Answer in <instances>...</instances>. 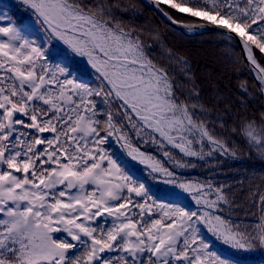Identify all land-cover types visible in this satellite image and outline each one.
Instances as JSON below:
<instances>
[{
    "label": "snow or ice",
    "instance_id": "obj_1",
    "mask_svg": "<svg viewBox=\"0 0 264 264\" xmlns=\"http://www.w3.org/2000/svg\"><path fill=\"white\" fill-rule=\"evenodd\" d=\"M148 2L186 34L207 31L229 53L239 48L232 64L246 60L264 96V0ZM16 3L31 23L0 5V264H237L215 243L264 251V174L246 176L247 191L238 181L239 192L181 178L198 162L249 153L264 162V111L259 123L229 128L223 117L233 101L223 98L221 108L215 92L206 102L189 58L126 18L136 11L128 0ZM204 73L212 86L213 69ZM237 87L246 107L248 81ZM131 161L146 176L134 175ZM149 181L171 188L176 201H162Z\"/></svg>",
    "mask_w": 264,
    "mask_h": 264
},
{
    "label": "trees",
    "instance_id": "obj_2",
    "mask_svg": "<svg viewBox=\"0 0 264 264\" xmlns=\"http://www.w3.org/2000/svg\"><path fill=\"white\" fill-rule=\"evenodd\" d=\"M130 3L136 5L135 13H125L126 18H131L138 27H143L146 31L158 30L163 43L171 48L175 53L185 55L192 63L193 70L196 73L198 82L202 83V95L206 102L214 104L213 93L219 92L222 99L219 102V107H224L223 98H230L233 103L231 105L233 111L229 116L223 117L227 122L229 128L237 126L243 122L246 118H256L259 123L258 117L260 112L264 111V96L255 92V88L259 85L252 77L247 65L244 61L237 65L232 64V59L240 55L239 48L236 53H229L223 42L219 37L205 33L203 35H187L180 31H177L170 26L166 25L152 10L144 5L139 0H128ZM0 5L12 16L14 21L23 22L26 26L31 23V18L28 12L20 5L16 3V0H0ZM166 7V6H162ZM29 32L33 35L40 36L39 32ZM154 43L155 51L163 55V51L158 44ZM57 50H60V46L57 45ZM163 62V61H161ZM209 66L214 71V84L209 86L204 84L205 66ZM77 70H79L82 78L90 80L91 73L88 66L82 61H77L75 64ZM247 80L249 89L253 95L246 98V107L240 105V100L237 99L241 95L237 85L240 81ZM218 133H222L223 129L217 128ZM227 135V133H225ZM231 139L243 148V140L241 136L232 133ZM118 146L113 145V148ZM143 150L154 154L159 159L163 160L162 153L153 146H143ZM251 158L245 156L244 159L239 161L220 159V163L205 165L203 162H198L197 167L191 171H183V179H205L210 178L216 183H228L232 184L237 192L240 191V185L237 183L240 180H244L243 189L248 190L249 181L245 177L253 178V172L256 182H259L260 174H264V162L256 159L254 153H249ZM119 156L122 160H130L126 153L119 152ZM131 168L133 174L136 176H146L145 165L131 161ZM177 171H181L177 169ZM152 185V191L155 192L162 201L175 202L176 196L170 195L172 189L158 183L149 181ZM183 204H189V201H179ZM57 235V234H54ZM212 239L211 236H208ZM215 250H218L222 255L231 256L237 261V264H264V251H257L254 253H239L235 252L227 247L215 243Z\"/></svg>",
    "mask_w": 264,
    "mask_h": 264
},
{
    "label": "water",
    "instance_id": "obj_3",
    "mask_svg": "<svg viewBox=\"0 0 264 264\" xmlns=\"http://www.w3.org/2000/svg\"><path fill=\"white\" fill-rule=\"evenodd\" d=\"M140 2H142L144 5H146L150 10H152L166 25H168V26H170L171 28H173V29H175V30H177V31H180V32H182V33H185L186 34V30L184 29V28H182V27H179L178 25H172V24H170V22L169 21H167V19L161 14V13H159L157 10H155V8H154V6L153 5H151L149 2H148V0H139ZM205 33H210V32H205ZM188 35V34H187ZM194 35H200V34H194ZM244 62H245V64L247 65V61L246 60H243ZM248 67V66H247ZM248 69H249V67H248ZM250 71V70H249ZM250 73H251V75H252V77L254 78V76H253V74H252V72L250 71ZM254 80H255V78H254ZM257 84H258V82L257 81H255Z\"/></svg>",
    "mask_w": 264,
    "mask_h": 264
},
{
    "label": "rangeland",
    "instance_id": "obj_4",
    "mask_svg": "<svg viewBox=\"0 0 264 264\" xmlns=\"http://www.w3.org/2000/svg\"><path fill=\"white\" fill-rule=\"evenodd\" d=\"M137 163V162H136Z\"/></svg>",
    "mask_w": 264,
    "mask_h": 264
}]
</instances>
